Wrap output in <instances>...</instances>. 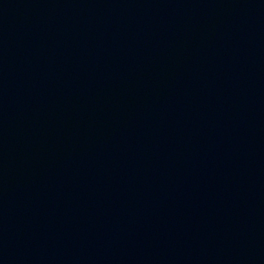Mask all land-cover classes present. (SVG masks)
<instances>
[{
    "label": "water",
    "instance_id": "water-1",
    "mask_svg": "<svg viewBox=\"0 0 264 264\" xmlns=\"http://www.w3.org/2000/svg\"><path fill=\"white\" fill-rule=\"evenodd\" d=\"M0 264H264V0H0Z\"/></svg>",
    "mask_w": 264,
    "mask_h": 264
}]
</instances>
